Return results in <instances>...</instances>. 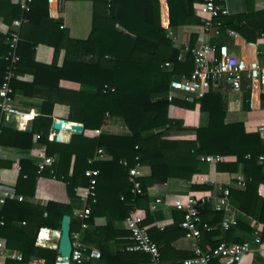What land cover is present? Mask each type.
I'll list each match as a JSON object with an SVG mask.
<instances>
[{"label":"trees","instance_id":"16d2710c","mask_svg":"<svg viewBox=\"0 0 264 264\" xmlns=\"http://www.w3.org/2000/svg\"><path fill=\"white\" fill-rule=\"evenodd\" d=\"M65 1L91 3V29L85 40L68 37L60 21L48 16L46 0H32L29 11L23 14L25 22L19 28L14 51L18 61L11 70L8 84L10 97H32L40 89L44 96L38 106L40 114L33 118L30 131L1 128L0 148L28 151L32 136L36 135L37 143L44 147V155L53 157L54 162L37 174L38 155L30 154L28 160H20L15 195L31 198L36 178L42 175L62 181L70 202L77 201L79 190L86 186L83 172L93 168L98 171L96 202L88 203L90 211L85 222L96 233L119 246L112 253L99 247V257L91 264L147 263L146 255L121 250L129 244L131 237L124 227H117V223H122L132 208L144 212L142 226L158 247L160 262L180 264L192 257L191 246L186 251L173 250V244L182 237L178 227L182 213L172 208L171 224L158 228L156 223L162 218L161 211H149L151 199L147 190L165 183L186 185L193 175L210 176L211 169H215L243 177L244 191L228 189V203L239 214L251 216L261 224L259 241L264 244V199L255 191L257 185L264 182V166L256 163V157L264 153V142L259 134L246 132L242 123H224L227 104L220 85L209 88L199 99L168 98L170 80L187 77L191 72V50L197 39L196 34H187L184 43L177 44L170 39L169 29L201 25L203 20L195 16L193 5L203 0H164L166 29L160 27L159 0H58V11ZM244 4L243 14L218 18L220 30L231 29L246 42H253L264 36V29L253 33L236 26L247 16L256 14L253 13V0H244ZM19 17L17 5L11 0H0V26H8ZM5 39L6 35L0 31V85L9 65L4 59L8 52ZM38 45L52 49L50 64L34 61V49ZM184 47L186 51L182 53ZM60 51L63 57L57 66ZM165 63L167 67L163 66ZM23 75H30V82L18 80ZM248 98L249 92L243 91L241 101ZM260 99L264 101V94ZM54 104L66 106V120L83 127L81 134L71 135L67 144L47 140ZM195 106L205 119L204 124L193 129L194 138L166 139L168 133L183 130L184 112L192 111ZM112 120L120 124L123 133L100 130ZM97 149L111 160L93 162L88 166L87 159L92 158ZM209 155L228 157L231 162L211 165L199 160ZM119 161H125L128 168L135 163L148 168V175L140 179L141 195L129 194L126 168ZM3 165L0 160V166ZM206 188L204 185H189L191 190ZM120 196L122 200H119ZM70 202L48 201L42 206L4 200L0 205V240L7 255L12 252L21 255L20 261L7 257L4 264H29L30 259L52 264L56 251L35 247V233L39 228L58 230L61 217L72 216ZM105 204L115 214L105 217L102 226H95L94 220L103 216L101 210ZM200 218L213 227L211 232L201 234V248L211 249L221 240L241 241L242 238H232L235 227L245 228L238 223L240 216L235 227L225 232L218 229L222 214L212 211L210 204L203 207ZM73 230L79 231V225L70 220L69 232ZM38 242L39 246H52L42 240Z\"/></svg>","mask_w":264,"mask_h":264},{"label":"built area","instance_id":"2783aa9c","mask_svg":"<svg viewBox=\"0 0 264 264\" xmlns=\"http://www.w3.org/2000/svg\"><path fill=\"white\" fill-rule=\"evenodd\" d=\"M108 1V0H107ZM53 0H46L47 4H51ZM164 2V0H159ZM202 7L205 12L203 23L199 25L196 31V45L191 50L192 69L187 77L180 76L173 78L168 84V98L180 97L185 101L201 98L209 88H217L222 82L231 92L241 94L243 91L250 92L253 89L264 88V65H260L256 60L247 61L243 58L231 55L226 46L211 45L206 41L208 34L218 35L221 29V23L218 18L226 16L228 10L225 0H203ZM20 10V17L11 21L8 26H1L0 31L6 35L5 44L8 52L4 57L9 62L3 81L0 85V130L2 128V118L7 115L17 116L18 111L12 105L11 89L9 80L11 78V70L18 61V57L14 54L16 42L18 39L19 28L25 22L23 14L30 9L32 0H13ZM170 32V31H169ZM227 35L234 36L231 31H225ZM169 34V33H168ZM170 37V35H169ZM173 40V39H171ZM186 48L181 51L185 53ZM167 67L168 64L163 65ZM112 90V89H110ZM104 91V90H102ZM104 129L103 127L100 129ZM256 132L264 142V122L258 126ZM37 137V136H36ZM248 156H246L247 158ZM226 158L219 155L202 156L199 158L207 164L214 165L220 163ZM111 158L105 155L101 149H97L92 158L87 159L86 163L91 166L93 162L109 161ZM54 159L48 156H42L37 163V174L43 171L47 166L53 164ZM256 163L264 166V153L256 157ZM119 164L126 168V182L129 185V194L139 196L142 194L140 179L145 176L144 167L135 163L132 167H127L125 161H119ZM86 179V186L79 190V200L83 203L82 207L73 213L77 219L80 230L88 227L86 220L89 216V204L96 202L95 187L97 182L98 171L93 168H87L83 172ZM209 180L204 174L193 175L189 183L192 185L206 184ZM166 184V183H165ZM163 184V185H165ZM230 185L243 188L245 186L244 179L241 175L234 178V182ZM11 195L7 190L0 189V205L3 204L6 197ZM21 201V197L15 198ZM122 200V196L119 197ZM206 204H210L214 212L222 214V218L218 224V229L222 232L228 231L235 227L240 214L230 207L228 203V187L220 190L218 196L213 200L205 195L187 192L183 195L176 196L170 201L166 197H154L149 203V211H163L173 208L182 213L181 221L178 227L182 231L184 239L190 242L192 257L183 260L180 264H211L216 261L217 264H238L241 258L249 253L251 247H261L259 234L261 225L256 224L252 227L250 236L241 239L240 242L219 241L213 248L202 250L200 247V238L202 233H209L213 227L200 218L201 211ZM144 212L139 208H132L123 220L124 229L130 234L131 241L121 250L129 253H140L147 256L146 264H160V253L158 247L149 238L146 230L142 226ZM0 225L2 223L0 222ZM23 225V223H22ZM161 228L160 226H158ZM46 229L39 228L35 233L34 246L47 248L56 251V257L52 264H82L85 258L99 257V253L95 250L89 251L88 256L81 253L82 245L79 242L78 231L69 232L70 253L68 258L61 257L57 250L58 233L51 247L39 246V233ZM54 232V231H52ZM260 255H264L260 253ZM9 257L11 260L20 261L19 253L5 252L3 241L0 240V264H4L5 259ZM29 264H43L42 260L30 259Z\"/></svg>","mask_w":264,"mask_h":264},{"label":"crops","instance_id":"0c3cea01","mask_svg":"<svg viewBox=\"0 0 264 264\" xmlns=\"http://www.w3.org/2000/svg\"><path fill=\"white\" fill-rule=\"evenodd\" d=\"M13 3V0H11ZM159 21L160 27L166 29L167 26V15L165 2H159ZM203 2H197L193 5V11L195 16L203 20L205 18V12L202 7ZM58 0H53L48 5V16L54 20H59L61 27L66 30L67 35L71 39L85 40L91 29V3L89 1H65L62 4L61 11L57 10ZM225 5L228 10L227 17L243 14L245 12L244 0H225ZM262 12L261 15L258 13ZM264 0H253V13L237 23L236 26L242 30L248 32L257 33L259 30L264 29ZM242 26V27H241ZM199 26H182L174 29H169L170 39L177 44H183L185 36L187 34H196ZM1 29V26H0ZM226 30L231 31L234 36L227 35ZM218 33V35L208 34L206 41L215 46L224 45L227 47L228 52L236 57L243 58L247 61L256 60L260 65H264V36L256 38L253 42H246L238 33L231 29H226ZM52 49L43 45H38L34 49V61L40 64L48 65L52 61ZM63 52L60 51L56 58V65L59 66L62 62ZM23 82H30V75H23L18 78ZM64 85L63 82H60ZM220 90L224 95L227 109L224 116V123H242L246 132H255L261 122H264V101L260 99V95L264 94V88L253 89L249 92V98L247 101H241V94H235L231 92L222 82H220ZM43 90H38L32 97H24L21 95H14L12 97V105L18 111L19 115H7L2 118V128H10L16 131H30L31 122L34 117H37L40 113L38 106L42 102L44 96ZM247 106L246 109L244 107ZM67 107L64 105L54 104L51 111V125L48 131L47 140L49 142H55L59 144H67L70 140L71 135H80L74 133L71 128L72 126H81V124L69 122L66 120ZM204 119L198 112L197 106L192 111H185L183 116V130L180 132H170L165 138L168 140H192L194 138L193 129L199 125L204 124ZM56 123L59 129L53 127ZM115 125L118 129L120 124L117 121H111L110 124L104 128V130L112 132L115 129ZM124 132V129H123ZM119 132V133H123ZM114 133V132H113ZM30 154L38 155L37 163L40 158L44 155V147L37 143L36 135L32 136V145L28 151L21 152L13 149H2L0 148V160L4 163L0 166V189L7 190L11 193L5 200H14L16 202H28L32 205H44L46 202H56L60 204H69L70 200L66 196L64 184L62 181L55 180L46 176L40 175L36 178L34 191L31 198H23L20 195H15L14 187L19 173L18 162L20 160H28ZM53 158V157H52ZM223 162H231V158L226 157ZM145 176L148 175V168L144 167ZM240 174H229L227 172L216 171L215 169L210 171V176H207L209 182L204 185L208 188L203 190H191L189 185L192 184H170L156 185L147 190L148 196L152 200L154 197H166L167 201L175 198L176 196L183 195L187 192L196 193L198 195H205L213 200L219 195L220 190L224 187H228L229 190H235L243 192V188L230 185L234 182V178ZM256 195L264 199V182L260 183L256 187ZM21 197L22 200L18 201L15 198ZM72 207V216L70 220L77 223V219L73 213L79 210L83 203L78 199L77 201L70 202ZM171 210L172 208L161 211L162 218L156 223V226H167L171 224ZM103 216L94 220L95 226L104 224L105 217L113 216L115 212L110 210L105 204V207L101 210ZM213 211V210H212ZM239 224L245 228L235 227L232 230V238L239 240L240 238L246 237L252 231V227L256 224L261 225L256 219L251 216L240 213ZM117 227L123 228V222L117 223ZM262 227V226H261ZM159 228V227H158ZM43 229V228H41ZM46 229V228H44ZM54 231L56 230H49ZM76 231V230H73ZM79 242L82 245L81 253L83 256H88L89 251L95 250L99 253V247L107 248L108 252H115L118 248V244L113 243L110 240L105 239L104 235H100L93 230V227L88 226L84 230H79ZM39 240H42L39 238ZM45 241V240H42ZM47 242V241H45ZM52 242H54L52 240ZM49 243V242H48ZM53 244V243H51ZM173 247V250L186 251L190 248V242L183 238V236L177 240ZM255 251L245 254L238 264H264V244L261 243V247H252ZM202 250H205L202 248ZM98 259V258H97ZM97 259L85 258L82 264H91ZM212 263V262H211ZM160 264H162L160 262ZM163 264H172L170 262H163Z\"/></svg>","mask_w":264,"mask_h":264},{"label":"water","instance_id":"95a60500","mask_svg":"<svg viewBox=\"0 0 264 264\" xmlns=\"http://www.w3.org/2000/svg\"><path fill=\"white\" fill-rule=\"evenodd\" d=\"M53 127L59 129V126L54 123ZM83 127L81 126H72L71 130L74 133L81 134ZM69 223L70 217L63 215L60 219L58 230V241L56 250L61 257L68 258L70 253V240H69Z\"/></svg>","mask_w":264,"mask_h":264},{"label":"bare ground","instance_id":"6f19581e","mask_svg":"<svg viewBox=\"0 0 264 264\" xmlns=\"http://www.w3.org/2000/svg\"><path fill=\"white\" fill-rule=\"evenodd\" d=\"M56 235H57V232L42 230L39 233V238L49 243H53L52 239H54Z\"/></svg>","mask_w":264,"mask_h":264},{"label":"rangeland","instance_id":"374dc122","mask_svg":"<svg viewBox=\"0 0 264 264\" xmlns=\"http://www.w3.org/2000/svg\"><path fill=\"white\" fill-rule=\"evenodd\" d=\"M117 126L115 125V128H116ZM119 127V126H118ZM118 127L116 128V130L115 129H113V130H111L112 132H114V133H119V132H123V129L121 128H119L118 129ZM121 127V126H120ZM253 251H255V249H253L252 247L250 248V250H249V252H252L253 253Z\"/></svg>","mask_w":264,"mask_h":264}]
</instances>
